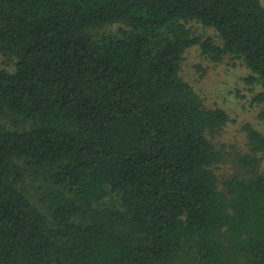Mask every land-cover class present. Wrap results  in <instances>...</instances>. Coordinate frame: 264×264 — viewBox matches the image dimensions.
Here are the masks:
<instances>
[{
    "label": "trees",
    "instance_id": "16d2710c",
    "mask_svg": "<svg viewBox=\"0 0 264 264\" xmlns=\"http://www.w3.org/2000/svg\"><path fill=\"white\" fill-rule=\"evenodd\" d=\"M193 47L264 103L262 0H0V264H264V132L221 181Z\"/></svg>",
    "mask_w": 264,
    "mask_h": 264
},
{
    "label": "rangeland",
    "instance_id": "374dc122",
    "mask_svg": "<svg viewBox=\"0 0 264 264\" xmlns=\"http://www.w3.org/2000/svg\"><path fill=\"white\" fill-rule=\"evenodd\" d=\"M188 26L195 34L211 36L220 42L214 29L198 22H191ZM6 66V60L0 57V67ZM181 74L201 95L207 108H222L230 115L231 120L213 139L216 146L228 155V164L217 171L221 181L241 172L237 155L248 151L245 127L251 125L264 132V125L258 117L264 103L255 101L263 90L262 86L247 82L251 72L242 60L227 56L223 62L214 63L202 54L199 47L187 51ZM261 171L264 173V160Z\"/></svg>",
    "mask_w": 264,
    "mask_h": 264
}]
</instances>
